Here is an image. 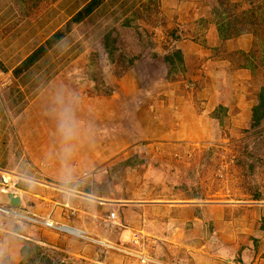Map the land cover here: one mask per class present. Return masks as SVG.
I'll return each instance as SVG.
<instances>
[{"label":"rangeland","instance_id":"obj_1","mask_svg":"<svg viewBox=\"0 0 264 264\" xmlns=\"http://www.w3.org/2000/svg\"><path fill=\"white\" fill-rule=\"evenodd\" d=\"M90 2L0 0V264H21L22 247L32 250L27 264H96L93 259H104L106 252L109 260L148 264L170 255L181 240L205 241L210 256L219 255L222 236L231 244L240 237L246 244L255 243L254 236L260 242L264 0H96L86 13ZM214 6L227 8L222 16L228 29L223 33H253L249 56L235 51L229 58L233 68L240 64L254 68L234 79L227 75L211 80L203 77L209 69L196 70L203 75L178 84L184 74L181 67L168 75L163 61L176 46L169 30L177 26L180 41L212 49L211 59L216 61L224 49L208 46L205 39L224 41L213 24L221 20L214 18L210 9ZM194 10L209 16L189 21ZM81 11V20L75 21ZM108 34L113 61L103 46ZM32 55L36 59L24 65ZM132 59L133 66H127ZM65 107L74 120L70 140L60 131ZM67 190L88 195L73 200ZM8 193L23 197L19 208L8 205ZM122 198H131L134 204L118 202ZM101 200L115 202L111 211L116 220L123 209L137 203L194 201L200 215L205 214L197 227L200 238L179 239L176 232L165 233L168 239H164L156 230L126 234L123 227L110 231L112 225L105 226L104 220L111 206ZM251 208L263 211L258 214ZM225 209L231 229L221 230L219 238L212 229L222 223ZM144 211L142 216L147 215ZM123 216L134 223L139 220L128 211ZM61 217L73 223L80 220L81 227L89 228L88 239L68 232L58 239L60 231L45 224ZM119 219L124 224L122 215ZM100 226L103 234L93 237ZM245 227L247 233L240 231ZM46 234H51L50 241ZM79 240L88 247L83 249ZM258 248L259 244L256 253Z\"/></svg>","mask_w":264,"mask_h":264},{"label":"crops","instance_id":"obj_2","mask_svg":"<svg viewBox=\"0 0 264 264\" xmlns=\"http://www.w3.org/2000/svg\"><path fill=\"white\" fill-rule=\"evenodd\" d=\"M190 13L193 15L192 17L189 16V18L191 17V20L189 21H196L198 18H208L209 14L205 13V15H202L201 12H196V10L190 11ZM198 13V14H197ZM177 20H175V22H173V24L176 25V23H179L180 21V17L176 18ZM214 27V26H213ZM174 29H177V26H175ZM212 29V27H211ZM178 31V29H177ZM206 43L208 46L213 47V45H222L223 47V51L220 52L218 51V53L221 54L220 57H218V59L215 61L214 59H211V57L213 58V54L211 53L210 49H207L205 47H203L202 45H199L197 42L195 41H180L172 40V44L176 45L175 48L171 49V52L174 50H178L180 52L181 58L183 63L180 65H176L175 68L177 66L181 67L182 73L184 72L182 78L179 80V82H177L178 84L189 81L192 79L193 75H199L202 76L203 72L198 73L200 71H207L208 69L210 70L209 72H205V75H203V77H209L208 79L211 80L212 77L216 76L217 78H224L225 76L228 75V78L231 77L232 79L239 77L238 74H245L246 73V69H236L232 67V63L230 61V54L235 52V51H242L245 53H248L252 47H253V42H254V36L252 34H244L232 39H228V40H224V41H219L217 38H214V36H212V38H206ZM164 61V59H163ZM165 65V63H164ZM211 67L214 65V68L210 69ZM167 67V66H166ZM198 72H195V71ZM233 75V76H231ZM211 76V77H210ZM246 81V80H245ZM190 83V82H189ZM221 83V82H220ZM243 84L245 85V82H243ZM190 85H192L190 83ZM215 85V86H214ZM212 86V85H210ZM213 87L215 90L219 89V85H216L215 83L213 84ZM217 86V87H216ZM209 94H210V90H209ZM215 95H217L215 93ZM213 95L211 99L214 101L216 100V96ZM219 98L221 95H217ZM242 96L239 97V99H241ZM217 101V100H216ZM241 101V100H240ZM194 128L197 127V124H193ZM177 130V129H175ZM3 141L0 142V145L2 146ZM1 152V151H0ZM3 163L2 158H0V166ZM85 182V180L79 181L77 183V188H80V185L83 184ZM80 183V184H79ZM68 193H71V195H73V200H76L74 198H77L79 200L80 196H86L88 194L81 192H78L77 190H67ZM74 193V194H72ZM21 197V202H23V197L20 195ZM131 198L129 199H124L122 198V200H118V202L122 203H130V204H134V202L132 203ZM192 200V199H191ZM102 201V200H101ZM103 202V203H102ZM101 203L103 205L106 206H111V208L109 209L110 211L113 209L115 211V206L113 203L115 202H109V201H102ZM106 202V203H104ZM184 202V203H183ZM181 203H168L167 202H162V201H152V203L150 202H144V203H137L138 205H133V208H129L130 210H126L123 209L122 210V214L120 213V217L122 215V218L124 219V224L122 223L121 219L118 218V220H113V225L112 227L109 229L110 231L112 230H116L119 229H123L121 230L122 233H139V232H145V233H151L152 231L156 230L157 232H163V237L164 239H168V235H166L165 233H176L178 232L180 237L179 239H186L188 235H195L194 238H200V235H196V233H200V231L197 229L198 226H200L203 221L201 218H205V214H203L202 212V217L200 215V213L196 210L198 209L197 207V203L194 201H189V202H185L183 201ZM84 203V202H83ZM21 204V203H20ZM124 204V203H122ZM113 205V206H112ZM108 207V208H109ZM147 208V209H146ZM149 208V209H148ZM263 208V207H262ZM135 209V210H134ZM224 209V208H221ZM253 211H259L258 214H261V211H263L261 208H251ZM143 210L145 213H147V215L142 216L140 213H143ZM124 211H128L130 216H134L136 215L137 217H139V220H136L137 223H134L129 217L128 219L130 220H125L124 216H123V212ZM224 211V210H223ZM113 212V211H111ZM110 212V213H111ZM152 213L149 215V213ZM225 212L227 213V215L224 217L223 215L221 216V224L219 225H215L214 228L212 230H214L212 233H217L219 234L220 232H223L227 229H231L230 226H228L230 224V219H229V211H227L225 209ZM198 213V216L197 214ZM125 215V214H124ZM54 218V217H52ZM57 219V217H55ZM101 218H104L101 215ZM152 218V219H151ZM168 218V219H167ZM104 220V219H103ZM176 221H179L180 223H177ZM54 223L57 224H63V225H67L70 227H73L75 229L80 228L84 229L82 231H84L85 234H90L89 232V228H87L86 225H84L83 227L80 226V220H77V222H72L69 218H60V221H53ZM72 222V224H71ZM80 222V223H79ZM110 222H112L110 220ZM175 224H178L179 226L176 227ZM100 224V221L98 220L97 225ZM127 226H126V225ZM133 224H135L133 226ZM119 225V226H116ZM223 225V226H222ZM244 226L247 227H254V226H249L248 224H243ZM175 226V227H173ZM123 227V228H122ZM228 227V228H227ZM230 227V228H229ZM98 228V226H97ZM223 230V231H221ZM47 230H45V232H47ZM103 228L102 226H100V229L96 230V234H94L93 237H98L100 238V236L98 234L102 233ZM108 231V230H105ZM115 231V232H116ZM240 231H244L245 233H247L249 231V228L244 230H240ZM252 231V230H251ZM50 233V232H49ZM60 233V232H59ZM59 233L57 232L56 234L59 235ZM201 233H203L201 231ZM61 234H64L63 232H61ZM103 234V233H102ZM58 239H62L63 237L65 238V236H67V234H64V236H58ZM264 236V235H263ZM50 237L51 234H46V239L47 241H50ZM62 237V238H61ZM123 237V236H122ZM221 237V233L219 238ZM262 237V236H259ZM52 238H54L52 236ZM202 239V236H201ZM240 240L237 241L236 244H231L230 240H227L226 238H221V241L218 239V241L220 242V244H222V246L218 247L216 250V254H219L218 256H214V254H212L211 256L208 255L207 252V244L205 241H200V242H194V241H190V242H186L181 240L180 243L176 246L174 245L172 248V253L169 255L167 253H165V257L163 258V260H160V262H150L148 264H264V237L259 241L257 236H254V242H251L252 244H246L245 243V239L243 237L239 238ZM42 240H44L42 238ZM150 240V239H149ZM168 241H172V239L168 240ZM79 245L81 246L82 244L84 246V248H87L89 243L82 242V241H78ZM58 244V243H57ZM259 244V248H258V253H256V248L257 245ZM59 245V244H58ZM63 247V246H62ZM81 247V248H82ZM95 248H100L99 246H94ZM56 248V247H55ZM83 249H81L80 251L82 252ZM100 250V249H99ZM150 251V249H148V252ZM105 251L103 250L102 253H104ZM173 252L174 255L173 256ZM106 255H104V259L102 260H98L101 263H99L98 261L96 262L95 259H93V261H95L96 264H124L122 263V261H117L115 259V261L113 260H109L108 258V254L107 252L105 253ZM158 255H160L159 252V248H158ZM232 255V257H231ZM234 255H236L237 258L234 257ZM237 259H239L238 261H236ZM90 260V259H89ZM137 262L134 260H126L125 264H136Z\"/></svg>","mask_w":264,"mask_h":264},{"label":"trees","instance_id":"obj_3","mask_svg":"<svg viewBox=\"0 0 264 264\" xmlns=\"http://www.w3.org/2000/svg\"><path fill=\"white\" fill-rule=\"evenodd\" d=\"M95 3H96V0H92V2H90V4L85 8L84 12L87 13L88 11H90ZM221 4H223V3H221ZM210 9L212 11V14H213L214 18L217 17L218 19H221L220 21L219 20H215V21H213L214 23L213 22L212 23L216 26L218 33L222 34L223 33V29H228L227 23H226L225 19L222 16L224 14V12L227 11V8H225L224 10H221L220 7L214 6V7H211ZM249 12H252V11H249ZM82 16H83V11L77 13L75 18H74L75 21L81 20ZM169 31H170L169 32V37L172 38L173 41L180 39L181 36H180V34H178L179 30L177 31V29H172V30H169ZM244 34H252L253 35V33L251 31L239 30V31H237V32H235L233 34H225V33H223V36L222 35L221 36H222V38L224 40H228V39H232V38L244 35ZM109 37H110V34H108L105 37V39L103 40V46H104V49L106 50V53H107L109 59L111 61H113V58L111 57V55L113 53V50L111 48V45L109 44ZM237 52L240 53V55L242 57H248L249 53L251 51L248 52V53H245V52H242V51H237ZM231 54H230V56H231ZM35 59H36V55L30 56L24 65H28L29 63L33 62ZM163 59H164L165 65L168 67V69H167V74L168 75L173 72V70L175 69L176 65H180V64L183 63L181 55H180V52L178 50H174L172 52H169L168 54H166L164 56ZM230 61L233 62L232 59H230ZM133 62H134L133 59L132 60H128L127 61V66H129V67L133 66ZM237 68L238 69H247V68H254V66L247 65V64L246 65H241L240 64V65L237 66ZM248 168L250 170H253L252 166H248ZM258 195L259 194H255L254 195V198H255L254 200H257V198L259 197ZM35 249H37V248L35 247L34 250ZM31 251L32 250H30L27 247H22L21 248V250H20V254H21V257H22L21 264H27V262L31 261V259H29V256H28V253L31 252ZM48 264H51V263L48 261ZM62 264H66V263H62Z\"/></svg>","mask_w":264,"mask_h":264},{"label":"clouds","instance_id":"obj_4","mask_svg":"<svg viewBox=\"0 0 264 264\" xmlns=\"http://www.w3.org/2000/svg\"><path fill=\"white\" fill-rule=\"evenodd\" d=\"M60 131H61V133H62V135H63L65 140L72 139V137L74 135V120H73V115L71 113L70 108L65 107L63 112L61 113ZM47 222L49 223V221H47ZM50 224H52L53 226L58 225L57 223H53L52 221H51ZM62 225L63 224H59V226H62ZM64 226H67V225H64ZM46 227H49V226H46ZM67 227H70V226H67ZM50 228H53V227H50ZM70 228H73V227H70ZM73 229H75V228H73ZM75 230H77L78 233L80 232L79 234H84V236L86 237V234L84 233V231H82L80 229L79 230L75 229ZM59 231L63 232V233H66V232H64L62 230H59ZM72 236H74V235H72ZM77 238L85 239L83 237H77Z\"/></svg>","mask_w":264,"mask_h":264},{"label":"built area","instance_id":"obj_5","mask_svg":"<svg viewBox=\"0 0 264 264\" xmlns=\"http://www.w3.org/2000/svg\"><path fill=\"white\" fill-rule=\"evenodd\" d=\"M115 218H116L115 213H114V212L110 213L109 216H108V218L104 220V225H105V226L113 225V220H115ZM110 220H111L112 222H110ZM45 225H46V226H49V227H53V228L58 229V230H61V228H67V229L74 230V231L78 232L77 230H75V229H73V228H70V227H65L64 225L59 226L58 228H56L55 226H53L52 224L48 223L47 221H46V224H45ZM79 233H80V232H79ZM82 233H83V232H82ZM81 236H82L83 238H85V239H88L87 237L84 236V234H81ZM133 240H134L135 242H137V239L135 240V238H134Z\"/></svg>","mask_w":264,"mask_h":264},{"label":"water","instance_id":"obj_6","mask_svg":"<svg viewBox=\"0 0 264 264\" xmlns=\"http://www.w3.org/2000/svg\"><path fill=\"white\" fill-rule=\"evenodd\" d=\"M8 198V205L12 208H19L20 203H21V197L19 194L16 193H8L7 195Z\"/></svg>","mask_w":264,"mask_h":264},{"label":"bare ground","instance_id":"obj_7","mask_svg":"<svg viewBox=\"0 0 264 264\" xmlns=\"http://www.w3.org/2000/svg\"><path fill=\"white\" fill-rule=\"evenodd\" d=\"M2 191H4V190H2ZM4 192H5V191H4ZM49 223H51V221H49ZM65 227H67V226H65ZM61 230L64 231V232H68V233H70V234H73V235H76V236L82 237L81 234H79L78 232H76V231H74V230H70V229H67V228H61ZM93 241L96 242V240H93ZM101 242H102V241H101ZM98 243H100V242H98Z\"/></svg>","mask_w":264,"mask_h":264}]
</instances>
